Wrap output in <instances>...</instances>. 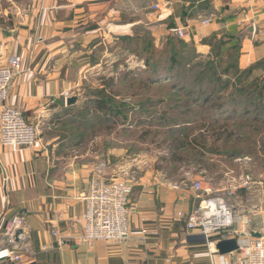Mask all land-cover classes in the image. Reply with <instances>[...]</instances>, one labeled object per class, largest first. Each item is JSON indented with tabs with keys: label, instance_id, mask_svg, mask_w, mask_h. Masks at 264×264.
<instances>
[{
	"label": "crops",
	"instance_id": "obj_1",
	"mask_svg": "<svg viewBox=\"0 0 264 264\" xmlns=\"http://www.w3.org/2000/svg\"><path fill=\"white\" fill-rule=\"evenodd\" d=\"M7 2L11 9L0 10V66L17 56L22 72L8 89L6 105L20 109L38 129L48 128L86 73L106 62L95 58L97 49L96 54L120 53L117 43L127 37L145 34L161 47L171 30L183 29L182 41L206 56L205 40L229 35L240 45L238 68L257 67L252 81L264 79V0ZM204 19L210 23L201 25ZM60 144L42 136L31 149L16 150L3 147L0 137V249L10 245L8 222L19 217L25 223L13 242L19 260L0 264H217L218 242L256 231L264 218V207L242 213L232 206L233 226L205 238L185 226L197 202L193 183L141 178L129 196L128 235L118 244L78 243L84 198L97 169L59 156Z\"/></svg>",
	"mask_w": 264,
	"mask_h": 264
},
{
	"label": "rangeland",
	"instance_id": "obj_2",
	"mask_svg": "<svg viewBox=\"0 0 264 264\" xmlns=\"http://www.w3.org/2000/svg\"><path fill=\"white\" fill-rule=\"evenodd\" d=\"M7 8L11 9L10 2L0 0V10ZM2 22V19H0V24ZM96 52L95 58H98L100 61L105 60L106 62L103 63L102 61L101 64L98 63L100 66L89 70L85 75V79L75 89L76 95H81V101L77 106L72 108L80 107L83 111H75L66 116H63L60 112L50 117L48 128L40 124L42 129L41 126L38 129L36 125L39 137L43 136V138L61 143L62 152H60L59 156L62 154V156L70 158L74 162L92 164L97 169L95 173L100 174V171H103V173L108 174L107 179L113 176L125 179L132 186L141 178L169 184H190L196 181H203L210 184L216 193L222 195L231 183L237 182L238 184L241 179L248 177L249 187L242 188L233 197H230L228 200L229 206L231 208L235 206V212L239 210L242 213L250 212L253 210V207H264V153L259 151L260 149H257V152L251 156H239L231 160L207 154L209 161L219 165L220 169L223 170L219 179L213 178L211 175H207V177L195 175L193 174L194 170L192 166L190 168L186 166L180 167L174 170L170 164L162 161V157L166 153V146H158V142L164 136L155 135L154 132L159 131L156 129H160V132L163 133L166 129L168 130L170 127L178 125L179 131H183V123L192 124L193 126L194 122H199L209 111H204L202 114L193 107V113L195 114L184 115V112L175 106L160 105L155 108H148V106H154L151 103H154L155 100L166 101L168 96H174L179 104V102L184 101L183 94H179L182 93V90L188 88L192 89L194 94L195 92L199 94L197 90L193 89L191 84L186 86V88L185 85L176 84V90L167 92L166 90H169L166 84L168 83L167 79L173 77L168 74L165 79L167 81L160 80L149 87L148 90L146 89L147 91H141L140 96L130 99L128 97L129 92L136 90L137 87V85H131L130 87L129 82H131V78L136 83L144 77H152L154 79L157 77H154L149 67L141 59L136 58L133 53H126L127 57L124 58V53H121V51L120 53L112 52L111 56H109L110 50L105 54H101V52L96 54ZM117 61H119L120 65L115 67L113 64ZM180 62L173 67L174 74L177 73L176 78H174L175 83H183L188 80L193 81L194 76L188 72L189 64H185L184 61ZM151 65H153V62H151ZM142 66L144 68L140 71L129 75L131 78L125 81L120 80L124 78L123 74H120L119 69H134ZM210 72L206 77L213 78L215 75L213 72ZM231 73L232 71H230ZM217 75V77L221 76L225 78V75L221 71H218ZM110 80H114V82L118 80V82H115L113 85ZM220 88V86H216L217 90ZM213 89V83H209L207 80L201 93V98L204 95L210 94ZM91 97L104 98L107 103L109 102L115 108H118L120 105H130L134 109L126 112L124 115L117 112V110L116 114H105L103 111H96L93 106L94 104H85V101ZM112 97L114 98L112 99ZM230 97L232 98L234 95H230ZM146 98L149 99L148 103L151 105H137L141 100H145ZM245 106L244 100L241 101V104L235 110L232 106H228L224 109V112H226L220 113L217 119L221 122L225 121V123H228L230 126L232 125V127L242 125L247 122L245 119L249 120L253 118L242 113ZM165 112L168 113L163 115ZM174 112L180 115H176ZM259 118L260 121L261 119L264 121V117ZM249 122L251 123V120ZM249 122L247 124H250ZM250 126L253 127V125ZM147 129L149 136L144 138L143 133ZM246 134H249V132ZM259 134L264 138V130ZM153 135L156 137H153ZM232 143L233 140L225 147L230 148Z\"/></svg>",
	"mask_w": 264,
	"mask_h": 264
},
{
	"label": "trees",
	"instance_id": "obj_3",
	"mask_svg": "<svg viewBox=\"0 0 264 264\" xmlns=\"http://www.w3.org/2000/svg\"><path fill=\"white\" fill-rule=\"evenodd\" d=\"M231 41V36L229 35L221 37L213 36L205 40V44L210 47V52L206 56L199 55L190 44L174 36H168L161 47H156L153 44V40L145 34L137 37H127L118 41L119 44L117 43V45L121 46L120 49L121 53H124V58L127 57L126 53H133L136 58L141 59L149 67L154 77H157L155 79L144 77L134 83L129 75L140 71L144 66L134 69H119L120 74H123L124 78L120 79L121 81L131 78V82H129L130 87L131 85H137L136 90L129 92L128 97L130 99L140 96L141 91L148 90L149 87L160 80L164 82L168 80L166 84L169 90H166L167 92L176 90V84L185 85V88L191 84L193 89L199 92V94L196 92L194 94L190 88L182 90V93L179 95L183 94L184 101L179 102V104L174 96H168L166 101L155 100L154 103H151L154 106L148 103L149 99L147 98L141 100L137 104L138 106L151 105L148 108H155L160 105L175 106L180 111H183L184 115L195 114L193 113V107L202 114L204 111H209L199 122H194L193 126L192 124L183 123V131H179L178 125H174V127L166 129L163 133L160 132V129H156L159 131L154 132L155 135L164 136L158 142L159 147L166 146V153L162 157V161L170 164L174 170L180 167L186 166L190 168L192 166L194 170L193 174L195 175L197 174L201 177L211 175L213 178L219 179L223 170L220 169L219 165L211 163L207 158V154L231 160L239 156H251L257 152V149H260L259 151L264 153V138L259 134L264 130V121L262 119L260 121L259 118L264 117V79L258 78L257 81H252V75H254L257 67H251L247 70H240L238 68L237 61L240 45L236 39L234 40L235 42L231 43ZM144 57L146 58L145 60ZM180 61L189 64L188 72L194 76L193 81L188 80L183 83H175L174 78H176L177 73L174 74L173 67ZM118 62H115L113 65L118 67L120 65ZM151 62H153V65H151ZM209 71L215 75L213 78L206 77ZM218 71H221L225 75V78L221 76L217 77ZM230 71H232L231 74ZM168 74L173 77L165 80ZM206 79L209 83H213L214 89L210 94L204 95L201 98V93L207 83ZM118 80H115V82H118ZM110 82L113 85L115 84L114 80H110ZM108 84L110 85L109 82ZM216 86H220L221 88L217 90ZM108 95L110 94L108 93ZM230 95H234V97L231 98ZM114 97L116 98V96ZM242 100L246 104L242 113L250 118L253 117L249 119L251 123L245 119L246 123L232 127V125L230 126L225 121L221 122L217 119L220 113L226 112H224L226 107L232 106L235 110ZM85 104H94L93 106L96 111H103L105 114H116L119 112L124 115L126 112L134 109L130 105H120L118 108H115L109 102L107 103L104 98L95 97L87 99ZM75 111H83V109H80V107L63 108L61 113L63 116H66ZM166 113L168 112L163 113V115H166ZM174 113L180 115L177 112ZM248 122L250 124H247ZM250 125H253V127ZM247 132L249 134H246ZM155 135L153 137H156ZM148 136L149 131L147 129L143 133V137L147 138ZM232 140L231 147L226 148L225 146L231 143Z\"/></svg>",
	"mask_w": 264,
	"mask_h": 264
},
{
	"label": "built area",
	"instance_id": "obj_4",
	"mask_svg": "<svg viewBox=\"0 0 264 264\" xmlns=\"http://www.w3.org/2000/svg\"><path fill=\"white\" fill-rule=\"evenodd\" d=\"M204 19L201 25H208ZM175 36L186 37L183 29H173ZM22 72L17 56L8 58L6 65L0 66V137L3 147L8 149H31L38 141L37 127L25 120L20 109L6 105L8 89L13 79ZM243 178V177H242ZM248 177L231 183L224 193L218 194L210 184L196 181L191 189L196 193V203L186 214L185 226L188 231H199L205 238L230 229L237 220L228 204L239 190L249 187ZM187 186V185H185ZM133 186L129 181L117 177L103 178L96 173L89 181L88 192L84 198L85 210L82 216V229L76 242L92 246L96 242L120 243L129 233L127 222L129 196ZM183 217V213H178ZM248 219L243 221L248 224ZM22 218L16 217L8 222L5 235L10 245L0 249V262L13 263L19 260L14 245L16 231L24 226ZM144 234L145 231H142ZM258 238H238V249L228 255H217V264H264V218L256 231ZM52 235L61 241L58 233Z\"/></svg>",
	"mask_w": 264,
	"mask_h": 264
},
{
	"label": "water",
	"instance_id": "obj_5",
	"mask_svg": "<svg viewBox=\"0 0 264 264\" xmlns=\"http://www.w3.org/2000/svg\"><path fill=\"white\" fill-rule=\"evenodd\" d=\"M251 29L253 30V27H251ZM172 36L176 37L174 33H172ZM80 101H81V95H79V94L74 95L72 97H67L64 100L65 108H72L74 106H77ZM100 175L105 179L108 178V174L103 173V171H100ZM20 236H22V231L21 230L16 231V233L14 235V242L15 243H18V238ZM244 237L258 238L259 234L256 232H249L247 234L241 233L238 236V238H244ZM238 238L226 239V240H222V241L218 242L215 246L217 253L220 256H224V255H228V254L236 251L238 249Z\"/></svg>",
	"mask_w": 264,
	"mask_h": 264
}]
</instances>
